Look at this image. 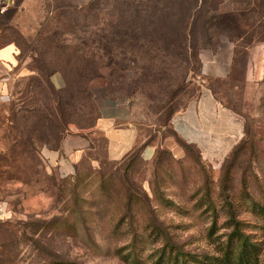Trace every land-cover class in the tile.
I'll return each mask as SVG.
<instances>
[{
  "label": "rangeland",
  "instance_id": "1",
  "mask_svg": "<svg viewBox=\"0 0 264 264\" xmlns=\"http://www.w3.org/2000/svg\"><path fill=\"white\" fill-rule=\"evenodd\" d=\"M193 2L0 0V46L13 41L25 47L40 23L52 18L78 34L95 31L96 23L110 48L120 43L136 53L142 51L138 32L156 44L166 37L149 22L175 16ZM209 9V15L233 9L262 13L264 0H210ZM33 45L40 52L39 42ZM25 52L15 69L0 64V264H152L171 244L221 264L216 247L227 240L231 217L257 245L258 264H264V81L246 87L242 63L234 61L225 78L202 81L199 57L180 55L177 46L160 49L151 63L140 56L103 68L102 77L91 82L93 93L103 85L106 94L128 99L135 145L121 159L110 160L106 138L95 125L70 124L64 138L77 132L86 149L65 174L43 156V149L54 150L50 146L34 141L31 163L21 154V138L12 137L23 131L10 119L22 113L23 92L30 88L26 78L34 67ZM202 84L243 124V136L224 159H203L170 128L172 115ZM146 143L154 148L150 160L134 151Z\"/></svg>",
  "mask_w": 264,
  "mask_h": 264
},
{
  "label": "trees",
  "instance_id": "2",
  "mask_svg": "<svg viewBox=\"0 0 264 264\" xmlns=\"http://www.w3.org/2000/svg\"><path fill=\"white\" fill-rule=\"evenodd\" d=\"M209 3L210 0H194L193 5L188 6L185 11H178L176 15L173 13L175 16L168 18L163 14L161 18L149 22L152 27L162 29L166 37L161 40L162 43L156 44L151 37L138 32L137 44L142 51L136 53L125 49L120 43L110 48L103 29L96 23L92 25L95 31L89 34H86L87 31H80V35L71 26H67L68 24L59 25V20L52 23V18L40 23L35 38L28 40L25 47L21 48L17 43L9 41L8 43H14L19 49L20 59L27 56L25 51H29L34 63L26 78V85L30 88L23 92L25 105L22 113L18 117L13 115L10 119L12 125H15L16 120L23 127L21 136H12L15 141L16 137L21 138L24 144L21 154L29 162L35 163L34 156L37 151L33 146L34 141L56 150L68 131V125L73 124L78 129L92 128L99 118V112L94 102L91 82L102 77L101 69L119 63L121 66L124 62L135 61L140 56L148 57L147 60L151 63V57L157 56L156 52L160 49L177 46L182 51L180 55L194 58L198 57L201 49L215 48L219 37L225 36L234 44L233 61L242 63L241 77L244 82L248 51L254 43L264 41V20L261 21L264 12L247 10L209 15ZM89 8L91 7L88 6L87 9ZM201 13L205 14L204 17L199 16ZM36 42H39L40 47L38 53L34 51L33 44ZM56 73L63 77L64 85L61 88H56L51 82V76ZM111 73H115V70H111ZM208 88L214 95L209 85ZM29 94L31 97H28ZM195 97L190 98L181 110ZM226 107L235 112L231 107ZM173 135L177 137L174 132ZM181 144L188 148L193 147L184 141ZM146 146L147 143L140 145L134 151L141 155ZM34 165L38 166L39 163ZM230 226L232 230L227 235V240L220 241L216 247L221 264H258L257 245L249 240L240 223L232 217L228 227ZM211 231L213 227L209 234ZM152 264H211V261L208 256L199 258L171 244L167 251L162 249V253Z\"/></svg>",
  "mask_w": 264,
  "mask_h": 264
},
{
  "label": "crops",
  "instance_id": "3",
  "mask_svg": "<svg viewBox=\"0 0 264 264\" xmlns=\"http://www.w3.org/2000/svg\"><path fill=\"white\" fill-rule=\"evenodd\" d=\"M223 5V2L217 6ZM236 9H233L234 11ZM221 11H219L220 13ZM14 43L0 46V64L15 69L23 58ZM199 76L202 81L211 78L222 79L227 76L234 60V44L225 36L219 37L215 48L201 49ZM29 73L28 70H26ZM264 81V41L254 43L249 51L244 72L246 87L259 85ZM56 88L64 85L61 74L51 76ZM93 84V82H92ZM103 86V85H102ZM100 86L96 98L99 118L95 129L106 138V156L110 160H119L132 150L136 142L135 127L130 123L128 99L106 94ZM170 128L177 137L195 147L203 159L214 161L224 159L238 144L243 136V124L239 116L218 102L211 90L201 85L198 95L187 106L172 115ZM84 138L77 132L64 138L56 150L43 149L42 154L48 163L58 166L65 174L72 173L85 152ZM154 156V148L146 146L141 153L144 160Z\"/></svg>",
  "mask_w": 264,
  "mask_h": 264
}]
</instances>
